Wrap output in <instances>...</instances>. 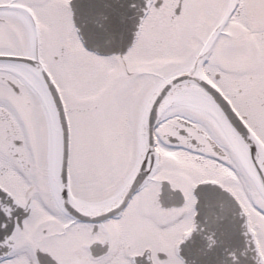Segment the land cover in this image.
<instances>
[{"label": "snow or ice", "instance_id": "obj_1", "mask_svg": "<svg viewBox=\"0 0 264 264\" xmlns=\"http://www.w3.org/2000/svg\"><path fill=\"white\" fill-rule=\"evenodd\" d=\"M170 154L264 194V0H0V264H159L192 197L235 243L221 190ZM240 216L225 264H262ZM207 243L193 231L179 254L217 264Z\"/></svg>", "mask_w": 264, "mask_h": 264}, {"label": "water", "instance_id": "obj_2", "mask_svg": "<svg viewBox=\"0 0 264 264\" xmlns=\"http://www.w3.org/2000/svg\"><path fill=\"white\" fill-rule=\"evenodd\" d=\"M232 148H233V152H234L237 160L239 161L240 165L245 170V172H248L249 170H251L250 162H248V160H247L246 151L243 150L239 144H235V143L232 145ZM251 174L254 175V172H252ZM199 183L214 184V185H217L218 188L221 190L218 193L217 213L220 216L228 215L229 220L233 226V231L236 234V242L232 243L228 237H216L214 239L213 233L205 232L204 225L200 224V221L195 219L196 212L198 211V209H196V208H195L196 212L194 215L193 226H192L191 230L184 236V238H187V236H189L191 234V232L196 231V232H198V234H200L208 242L205 245L206 247L209 246L211 243H217L218 242V245L221 248V256L219 257L217 264H225L227 257H231V259H233V260L236 259V255L234 253L238 252V253H240V255L244 254V250H245L244 249V238H243V236L239 235V233L242 231V229H241V222L242 221H241L240 213L243 212L245 214V212L243 211L242 207L240 206L237 199L233 196V194L229 190H227L226 188L222 187L219 183H217L215 181H203V182H199ZM258 183L259 182L257 181L256 188L258 187ZM261 195L264 199V194H261ZM197 225H199V227H197ZM247 225H248V223H247ZM247 231L253 234L252 240L255 244L256 255L259 257L260 261L263 264L262 256L260 255L258 248H257V245H256L254 233L250 229L249 225L247 227ZM177 250L179 253L178 245H177ZM179 256L183 259L184 264H191L190 260L186 262L183 256H181L180 254H179Z\"/></svg>", "mask_w": 264, "mask_h": 264}, {"label": "rangeland", "instance_id": "obj_3", "mask_svg": "<svg viewBox=\"0 0 264 264\" xmlns=\"http://www.w3.org/2000/svg\"><path fill=\"white\" fill-rule=\"evenodd\" d=\"M170 158L176 161L180 167L178 170H169V171H172L174 175L180 177L183 181H186L188 184L192 185V183L200 180H215L220 182L223 186L230 189L248 212L249 218L252 220L254 226L256 227L254 228L255 235L258 230L264 233V223L261 222L262 220H264V218H261V220H256L254 217L258 216L259 213H256L252 209V207L248 204V201L246 199H242V197L244 196V191L242 189H246L247 192L251 195L250 187L247 184L245 178L238 181L230 170L223 168L222 166L213 168L211 166L205 167V166L194 165L192 164L191 161H185L175 154H170ZM193 177H195V179H193ZM193 214H194V209L192 207L191 211L186 217L185 226L182 229L183 233L187 232L191 227ZM180 239L181 237L177 240ZM257 243L264 261V243H262L258 239H257ZM168 251L172 253V250H168ZM172 260L176 262L178 260V258L174 254V248L172 255L170 254L168 256V260H164V261L168 262Z\"/></svg>", "mask_w": 264, "mask_h": 264}, {"label": "flooded vegetation", "instance_id": "obj_4", "mask_svg": "<svg viewBox=\"0 0 264 264\" xmlns=\"http://www.w3.org/2000/svg\"><path fill=\"white\" fill-rule=\"evenodd\" d=\"M169 250H172V253H173V248H170ZM172 253L168 251L164 260H168V256L170 254L172 255ZM174 254L176 256V252H174ZM164 260L159 261V264H177V263H180V260L179 261L177 260V262L176 261H173V260L166 262Z\"/></svg>", "mask_w": 264, "mask_h": 264}, {"label": "bare ground", "instance_id": "obj_5", "mask_svg": "<svg viewBox=\"0 0 264 264\" xmlns=\"http://www.w3.org/2000/svg\"><path fill=\"white\" fill-rule=\"evenodd\" d=\"M262 203H264V201H262Z\"/></svg>", "mask_w": 264, "mask_h": 264}]
</instances>
